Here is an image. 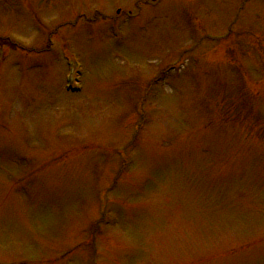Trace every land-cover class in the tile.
<instances>
[{
	"label": "rangeland",
	"instance_id": "1",
	"mask_svg": "<svg viewBox=\"0 0 264 264\" xmlns=\"http://www.w3.org/2000/svg\"><path fill=\"white\" fill-rule=\"evenodd\" d=\"M240 3L0 0V264H264V0Z\"/></svg>",
	"mask_w": 264,
	"mask_h": 264
}]
</instances>
